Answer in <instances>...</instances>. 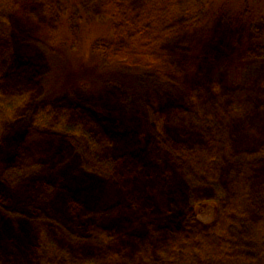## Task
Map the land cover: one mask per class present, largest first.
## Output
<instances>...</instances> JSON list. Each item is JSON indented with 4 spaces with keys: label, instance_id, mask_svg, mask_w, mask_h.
I'll use <instances>...</instances> for the list:
<instances>
[{
    "label": "rangeland",
    "instance_id": "374dc122",
    "mask_svg": "<svg viewBox=\"0 0 264 264\" xmlns=\"http://www.w3.org/2000/svg\"><path fill=\"white\" fill-rule=\"evenodd\" d=\"M0 2V264H172L192 247L208 252L199 264H236L207 254L238 216L264 224L246 198L264 163L229 181L232 154L264 150L260 98L243 88L264 76V0ZM193 99L222 145L174 117ZM174 153L229 197L190 187Z\"/></svg>",
    "mask_w": 264,
    "mask_h": 264
},
{
    "label": "trees",
    "instance_id": "16d2710c",
    "mask_svg": "<svg viewBox=\"0 0 264 264\" xmlns=\"http://www.w3.org/2000/svg\"><path fill=\"white\" fill-rule=\"evenodd\" d=\"M52 1V0H51ZM44 3L46 5V10H49L52 8L53 2H50V0H44ZM3 3L0 2V7H2ZM246 8H243L245 10ZM2 10V8H1ZM227 10V9H225ZM242 10V7H241ZM240 10V11H241ZM243 10L241 13H243ZM129 12V15H128ZM121 17L119 18L122 21V25H125L127 28L131 26L132 24V16L130 14V11L123 10ZM235 15V14H234ZM71 16L75 15L74 13H71ZM236 17L240 16V18H245L243 14L238 13L235 15ZM247 18V17H246ZM246 23H249V20H245ZM0 24L2 27H6V32L8 36L6 39L8 42H11V35H9L8 30L10 26V20L8 15L3 14L0 12ZM175 26V25H174ZM173 25H169V28H173ZM4 27V28H5ZM146 31V27H143L140 34ZM12 46L9 44V47ZM258 67V66H256ZM255 67V68H256ZM252 68L249 66H246L244 68V78L247 80V82H250L249 80L252 78ZM264 71V68L260 69ZM262 73V72H261ZM264 75V73H262ZM259 79H255L251 81V84H246L244 89H249L252 93L255 95H258L260 98L259 102V109L264 110V76H258ZM253 79V78H252ZM254 83V84H253ZM220 89V94H217V91ZM224 92L223 86H217L213 87L211 90L207 91V102L206 104L213 105L220 100V95H222ZM198 100H201V97H197ZM197 104V102H196ZM195 104V100H188L187 107L181 108L177 111V115L174 117L184 118L189 126L191 128L203 131V132H213L214 135L218 137V140L220 144H223L224 129L220 126L218 122L215 120H212L210 118L203 117L198 109V107ZM158 139L160 140V144L164 148H168L166 141L162 138V136L159 134ZM174 156L176 153L173 154ZM178 164L180 165L181 172L189 184L190 187H196V186H209L213 187L214 189L220 191L218 192V195L220 197L227 196L229 197V194L226 192L225 189L219 186L213 180L211 175L208 172H201L198 171L193 163H190L188 161H185L180 156H175ZM231 171L229 175V181L230 183H237L241 181L248 169L251 165H260L264 163V150L258 151L255 153L240 151L235 152L231 156ZM246 198L248 200V203L252 205L260 214L264 216V184L261 185L258 189L253 191H248L246 193ZM210 238L212 240L213 246H209L211 252L210 255L207 254L209 261L213 262L214 254L212 253L214 251L215 247H222L227 252H231L234 254L236 258V264H264V224L259 225L255 223L250 217L247 215H240L237 217V219L234 221V223H230L221 227V231L218 230V233L210 234ZM203 252L208 253L205 250H201L199 248H189V250H182L178 252L177 258L172 262V264H199Z\"/></svg>",
    "mask_w": 264,
    "mask_h": 264
}]
</instances>
